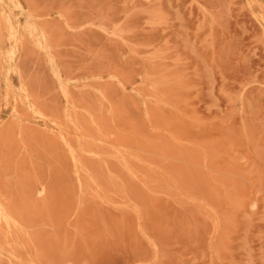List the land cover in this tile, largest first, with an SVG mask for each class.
Wrapping results in <instances>:
<instances>
[{
  "label": "rangeland",
  "instance_id": "rangeland-1",
  "mask_svg": "<svg viewBox=\"0 0 264 264\" xmlns=\"http://www.w3.org/2000/svg\"><path fill=\"white\" fill-rule=\"evenodd\" d=\"M0 264H264V0H0Z\"/></svg>",
  "mask_w": 264,
  "mask_h": 264
}]
</instances>
